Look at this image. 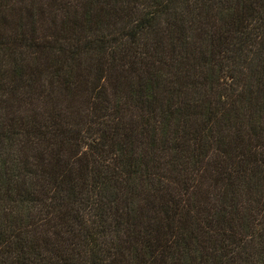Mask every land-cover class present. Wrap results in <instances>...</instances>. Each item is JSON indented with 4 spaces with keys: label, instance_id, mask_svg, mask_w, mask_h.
Listing matches in <instances>:
<instances>
[{
    "label": "trees",
    "instance_id": "obj_1",
    "mask_svg": "<svg viewBox=\"0 0 264 264\" xmlns=\"http://www.w3.org/2000/svg\"><path fill=\"white\" fill-rule=\"evenodd\" d=\"M0 264H264V0H0Z\"/></svg>",
    "mask_w": 264,
    "mask_h": 264
}]
</instances>
